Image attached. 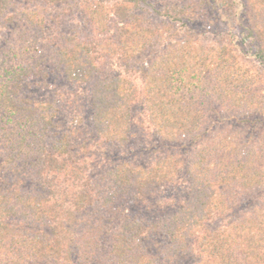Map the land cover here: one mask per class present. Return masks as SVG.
<instances>
[{"label":"trees","instance_id":"obj_1","mask_svg":"<svg viewBox=\"0 0 264 264\" xmlns=\"http://www.w3.org/2000/svg\"><path fill=\"white\" fill-rule=\"evenodd\" d=\"M0 264H264V0H0Z\"/></svg>","mask_w":264,"mask_h":264},{"label":"rangeland","instance_id":"obj_2","mask_svg":"<svg viewBox=\"0 0 264 264\" xmlns=\"http://www.w3.org/2000/svg\"><path fill=\"white\" fill-rule=\"evenodd\" d=\"M77 16L78 17H74V19L67 18L66 30L74 27L76 23L79 26L85 24V13L81 12V14ZM213 39L221 40V36L214 35ZM23 95L40 101L54 99L57 103H61L58 119L63 125L73 124L78 118L82 119V125H87L86 121L89 116L88 100L85 89L78 84L67 82L63 78L51 74L46 80H28L23 90ZM148 145L149 141H146L142 137H135L128 145L105 147L103 154L111 157L119 156L121 158H129L130 160L135 159L139 162H146L150 160L148 159L149 156H151L149 152L150 147L146 148V150H142V148ZM100 167L99 169H101ZM163 190H165V188ZM166 192L168 194L177 195L179 189H176V187H166Z\"/></svg>","mask_w":264,"mask_h":264}]
</instances>
